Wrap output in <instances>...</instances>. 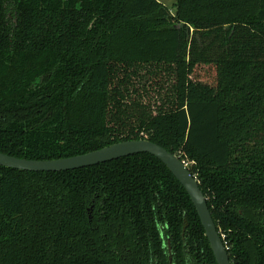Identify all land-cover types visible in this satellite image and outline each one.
Wrapping results in <instances>:
<instances>
[{"label":"trees","instance_id":"1","mask_svg":"<svg viewBox=\"0 0 264 264\" xmlns=\"http://www.w3.org/2000/svg\"><path fill=\"white\" fill-rule=\"evenodd\" d=\"M134 139L186 162L231 264H264V0H0V152L47 160ZM186 254L217 264L189 194L152 154L0 165V264Z\"/></svg>","mask_w":264,"mask_h":264},{"label":"water","instance_id":"2","mask_svg":"<svg viewBox=\"0 0 264 264\" xmlns=\"http://www.w3.org/2000/svg\"><path fill=\"white\" fill-rule=\"evenodd\" d=\"M138 153L154 155L180 181L197 210L217 264H231L227 248L198 180L191 173L185 161L157 143L147 139L125 140L87 153L47 160L19 158L0 152V165L24 171L59 172L93 166Z\"/></svg>","mask_w":264,"mask_h":264},{"label":"rangeland","instance_id":"3","mask_svg":"<svg viewBox=\"0 0 264 264\" xmlns=\"http://www.w3.org/2000/svg\"><path fill=\"white\" fill-rule=\"evenodd\" d=\"M159 1H161L162 3H164L165 5H167V6H169L170 8H172L173 9V7H174V4H175V2H176V0H159ZM209 69H203V68H200V69H198L197 70V72L198 73H200V74H207V76H209L210 74H209ZM208 79H210L209 77H207V80ZM211 80V79H210Z\"/></svg>","mask_w":264,"mask_h":264},{"label":"flooded vegetation","instance_id":"4","mask_svg":"<svg viewBox=\"0 0 264 264\" xmlns=\"http://www.w3.org/2000/svg\"><path fill=\"white\" fill-rule=\"evenodd\" d=\"M169 256H170V259L171 260H173V257H172V253L170 252L169 253ZM186 257H187V264H195L193 261H192V259H191V257H189L187 254H186Z\"/></svg>","mask_w":264,"mask_h":264}]
</instances>
